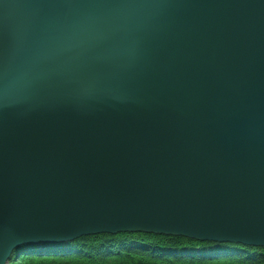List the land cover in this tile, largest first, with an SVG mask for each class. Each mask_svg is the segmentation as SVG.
I'll return each instance as SVG.
<instances>
[{"label": "water", "instance_id": "water-1", "mask_svg": "<svg viewBox=\"0 0 264 264\" xmlns=\"http://www.w3.org/2000/svg\"><path fill=\"white\" fill-rule=\"evenodd\" d=\"M104 232L264 247V0H0V264Z\"/></svg>", "mask_w": 264, "mask_h": 264}, {"label": "trees", "instance_id": "trees-1", "mask_svg": "<svg viewBox=\"0 0 264 264\" xmlns=\"http://www.w3.org/2000/svg\"><path fill=\"white\" fill-rule=\"evenodd\" d=\"M9 264H264V247L149 232H104L20 246Z\"/></svg>", "mask_w": 264, "mask_h": 264}]
</instances>
